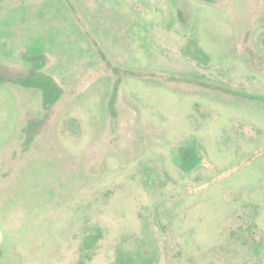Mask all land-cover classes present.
Returning a JSON list of instances; mask_svg holds the SVG:
<instances>
[{
  "label": "rangeland",
  "instance_id": "1",
  "mask_svg": "<svg viewBox=\"0 0 264 264\" xmlns=\"http://www.w3.org/2000/svg\"><path fill=\"white\" fill-rule=\"evenodd\" d=\"M0 264H264V0H0Z\"/></svg>",
  "mask_w": 264,
  "mask_h": 264
},
{
  "label": "trees",
  "instance_id": "2",
  "mask_svg": "<svg viewBox=\"0 0 264 264\" xmlns=\"http://www.w3.org/2000/svg\"><path fill=\"white\" fill-rule=\"evenodd\" d=\"M205 1H209V0H205ZM31 54L34 55V63L37 61L39 62V57H38V52H36L35 50H32L30 52ZM36 72V68L31 69L27 75V77H29L28 79L33 80L34 77L38 78L40 84L38 85L41 89H42V96H43V102L44 103H53V101L55 100L56 96H57V89L55 87V85L53 84V82L48 79L47 77L41 75L39 72H36V74H34ZM183 156L184 158H186L187 160L183 161L185 162H195V160H197L196 158V153H195V149L193 146L183 150Z\"/></svg>",
  "mask_w": 264,
  "mask_h": 264
},
{
  "label": "flooded vegetation",
  "instance_id": "3",
  "mask_svg": "<svg viewBox=\"0 0 264 264\" xmlns=\"http://www.w3.org/2000/svg\"><path fill=\"white\" fill-rule=\"evenodd\" d=\"M38 57H39V62H35L34 63V66L32 67V64L28 67V71H27V73L25 74V76H24V80H23V82H24V84H27V85H29V84H32V85H35L40 91H41V95H42V89L38 86L39 84H40V82H39V80H38V78H35L34 77V79L33 80H30V79H28L29 77H27V75H28V73H29V71L31 70V69H34V68H36V72H39L41 75H43V76H45V77H47L48 79H50L51 80V78L49 77V76H47V75H44V74H42L40 71H39V69L41 68V63H42V59H41V57L38 55ZM34 60V59H33ZM36 72L34 73V74H36ZM52 81V80H51ZM42 103L45 105V106H49L51 103H44L43 102V96H42Z\"/></svg>",
  "mask_w": 264,
  "mask_h": 264
}]
</instances>
